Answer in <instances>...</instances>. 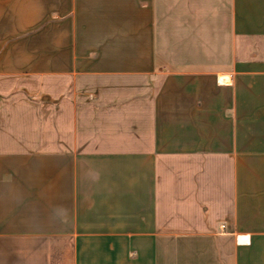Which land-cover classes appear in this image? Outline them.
I'll use <instances>...</instances> for the list:
<instances>
[{"label":"crops","instance_id":"obj_1","mask_svg":"<svg viewBox=\"0 0 264 264\" xmlns=\"http://www.w3.org/2000/svg\"><path fill=\"white\" fill-rule=\"evenodd\" d=\"M0 264H264V0H0Z\"/></svg>","mask_w":264,"mask_h":264}]
</instances>
